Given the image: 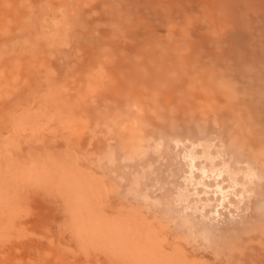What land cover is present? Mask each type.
Returning <instances> with one entry per match:
<instances>
[{
    "label": "rangeland",
    "instance_id": "obj_1",
    "mask_svg": "<svg viewBox=\"0 0 264 264\" xmlns=\"http://www.w3.org/2000/svg\"><path fill=\"white\" fill-rule=\"evenodd\" d=\"M0 264H264V0H0Z\"/></svg>",
    "mask_w": 264,
    "mask_h": 264
}]
</instances>
